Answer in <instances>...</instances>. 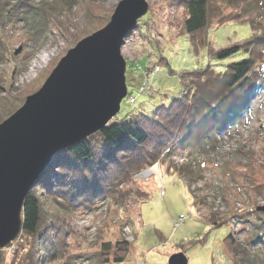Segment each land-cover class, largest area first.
Masks as SVG:
<instances>
[{
  "label": "rangeland",
  "instance_id": "rangeland-1",
  "mask_svg": "<svg viewBox=\"0 0 264 264\" xmlns=\"http://www.w3.org/2000/svg\"><path fill=\"white\" fill-rule=\"evenodd\" d=\"M0 1L7 15V9L18 2ZM42 1L31 0L40 13ZM77 1L78 6L72 9L54 3L34 25L31 19L22 18L23 14L15 16L13 12L11 18L0 17V123L40 88L61 51L73 47L93 27L89 19L79 21L81 8L85 7L93 17L96 12L101 13L100 19L108 16L105 26L121 0ZM144 1L148 4L146 14L138 19L121 46L126 59L127 94L121 101L119 118L127 113L150 115L157 107L168 105L182 90L181 72L209 63L218 71L227 62L240 58L236 55L215 61L205 49L193 52L189 35L183 33L184 0ZM212 1L213 18L203 32L212 49L264 37L261 28L251 29L248 20L242 19L251 16L255 21H264V8L259 17L250 11L241 19L225 21L227 16L235 17L241 2L247 0ZM218 19L224 20L217 24ZM261 51L264 55V48ZM161 54L167 64L159 63ZM155 66L159 70L148 80L152 88L140 92L148 79L145 71L151 72ZM261 84L243 118L234 119L219 133L213 148L193 152L167 148L153 166L139 170L132 181L90 207L78 204L68 211L59 209L48 198L42 200L48 215H58L73 229L64 244L71 255L79 256L73 264H169L176 253H183L187 264H238L228 250L231 246L224 245L229 233L233 241L247 244L254 255L260 254L264 264V224H257L264 213L256 211L264 204V79ZM141 191H146L148 197L142 199ZM211 213L221 221L220 226L205 221ZM181 216L184 220L175 225ZM245 217L252 221H245ZM255 225L259 226L254 228ZM123 240L128 243L127 254L123 261L114 262V255L121 253L116 251V243ZM8 244L3 248L12 254L13 247ZM104 257L109 260L102 261Z\"/></svg>",
  "mask_w": 264,
  "mask_h": 264
},
{
  "label": "trees",
  "instance_id": "trees-1",
  "mask_svg": "<svg viewBox=\"0 0 264 264\" xmlns=\"http://www.w3.org/2000/svg\"><path fill=\"white\" fill-rule=\"evenodd\" d=\"M16 1L11 9H7L8 14H23L22 18L31 19L33 25L40 22L43 12L50 11L56 5L54 3L70 9L78 6L77 0H43L40 13L31 0ZM183 3V33L189 35L194 53L202 48L215 61L228 60L236 55L240 58L227 62L218 71L209 63L179 73L182 90L168 105L157 107L150 115L143 112L127 113L119 118L117 114L100 130L58 151L28 191L21 209V230L16 239L8 244V247H13V253L9 254L5 248L0 249V263L39 264L59 260L60 264H73L79 256L71 255L67 245H64L67 244L66 235L73 232V229L58 215H48L42 200L48 198L58 204L56 206L59 209L68 211L71 209L67 208H76L78 204L90 207L96 200L117 192L118 186L132 181L133 175L139 170L153 166L167 148L170 151H206L215 146L217 135L225 131L234 119L243 118L249 101L264 79V55L260 53L264 48V37L256 36L243 43L212 49L206 35L203 38V32L210 18H213L214 2L184 0ZM245 3L241 2V10L236 11L235 17L227 16L225 21L241 19L250 11H254L257 17L262 14L264 0H247ZM3 4L0 1V17L11 18L10 14L3 13ZM88 13L85 7L81 8L79 21L84 23L89 19L93 22V27L86 35L103 27L108 19V16L100 19L99 12H96V17ZM242 19L248 20L246 22L251 29L261 28L264 33V21H255L251 16ZM223 20L218 19L217 24ZM66 51H61L56 63ZM161 62L167 64L162 54L159 59ZM140 194L142 199L148 197L146 191ZM245 218V221H252ZM205 221L213 226L222 224L213 213L205 217ZM257 224H264L263 215ZM116 244V251L121 253L114 255L113 261L121 262L127 254L128 243L123 240ZM226 244L231 246L228 250L235 263L263 264L260 254L254 255L247 249V244L233 241L232 233L224 237ZM103 246L108 247L107 244ZM6 254L10 256L8 261ZM108 260V257L102 259L104 262Z\"/></svg>",
  "mask_w": 264,
  "mask_h": 264
},
{
  "label": "water",
  "instance_id": "water-1",
  "mask_svg": "<svg viewBox=\"0 0 264 264\" xmlns=\"http://www.w3.org/2000/svg\"><path fill=\"white\" fill-rule=\"evenodd\" d=\"M144 0H121L110 21L57 61L38 90L0 123V249L21 230L24 199L59 151L108 124L127 94L125 35L146 14ZM256 211L264 213V204ZM169 264H187L183 253Z\"/></svg>",
  "mask_w": 264,
  "mask_h": 264
},
{
  "label": "built area",
  "instance_id": "built-area-1",
  "mask_svg": "<svg viewBox=\"0 0 264 264\" xmlns=\"http://www.w3.org/2000/svg\"><path fill=\"white\" fill-rule=\"evenodd\" d=\"M158 70H159V68H157V66H155L154 69L151 72L150 71H148V72L145 71V74H146V76L148 78V79H146L145 83L142 85V88L144 89L145 92L149 91V89L152 88L151 85L149 86L151 81H148V80H149V78L152 79L153 76L156 74V72H158ZM148 171H149V169H148ZM183 220H184V218L182 216L179 217L177 219V221L175 222V225L179 224Z\"/></svg>",
  "mask_w": 264,
  "mask_h": 264
},
{
  "label": "bare ground",
  "instance_id": "bare-ground-1",
  "mask_svg": "<svg viewBox=\"0 0 264 264\" xmlns=\"http://www.w3.org/2000/svg\"><path fill=\"white\" fill-rule=\"evenodd\" d=\"M131 31H132V30H131ZM131 31H129V32L125 35V37H127V36L131 33ZM51 51H52V52H55V49H52ZM140 92H145L144 89L142 88V86L140 87ZM37 179H38V178H37ZM37 179H36V180H37Z\"/></svg>",
  "mask_w": 264,
  "mask_h": 264
}]
</instances>
